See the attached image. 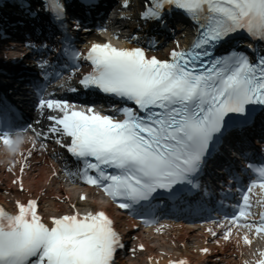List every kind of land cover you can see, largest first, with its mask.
I'll list each match as a JSON object with an SVG mask.
<instances>
[{"label": "snow or ice", "instance_id": "1", "mask_svg": "<svg viewBox=\"0 0 264 264\" xmlns=\"http://www.w3.org/2000/svg\"><path fill=\"white\" fill-rule=\"evenodd\" d=\"M129 5L130 0H122L123 8ZM101 7L100 0H51L34 10L49 14V35L59 30L57 39L64 43L56 47L48 39H25L23 47L29 52L47 49L49 55L68 52L73 96L47 91L41 80L48 76L49 60L37 56L33 63L40 79L29 82L37 119L22 123L18 106L0 97V143L16 151L13 145L32 133V148L46 151L48 141H54L82 161L80 181L103 189L113 203L145 223L150 222L147 213L154 216L185 203L211 214L213 209L202 200L189 199L194 192L207 193L200 177L209 158L221 150L231 130L253 127L258 117L264 132V0H146L141 29H169L175 11L193 24L190 44L181 46L177 40L166 58L152 52L155 41L145 47L140 32L128 37L126 46L92 40L82 49L72 47L74 32L92 31L87 13ZM120 15L130 19L127 12ZM99 31L107 28L101 25ZM241 31L252 41L246 49L234 43ZM0 38L8 37L0 33ZM84 64L90 70L82 71ZM100 94L111 101L107 108L92 98ZM32 155L30 149L19 157L21 173ZM244 167L257 175L236 189L240 200L235 212L209 215L205 222L213 238L222 233L225 241L241 225L246 229L243 241L251 245L253 237L264 238V212L258 217L252 212L249 195L256 186L264 189V165L248 162ZM232 181L240 184L238 173L229 188ZM19 187L24 188L22 181ZM123 247L122 233L103 207L81 210L72 204L66 212L46 215L35 198L17 199L13 211L0 207V264H116L114 257ZM255 264H264V250Z\"/></svg>", "mask_w": 264, "mask_h": 264}, {"label": "bare ground", "instance_id": "2", "mask_svg": "<svg viewBox=\"0 0 264 264\" xmlns=\"http://www.w3.org/2000/svg\"><path fill=\"white\" fill-rule=\"evenodd\" d=\"M40 182H41V179L39 178V179H35L34 180V183L35 184H37V186H39V184H40ZM55 194H58L56 197H58V198H62V197H64V194H62L61 192H60V189H57L56 190V192H55ZM70 198H71V202L72 203H74V202H77L78 203V205H81V206H91V207H93L94 206V204L93 203H91V202H88V201H85V202H78V201H76L77 200V198H76V196H73V195H70ZM47 203L50 205L48 208L49 209H51V210H57L58 209V204H57V202H55L54 200H51V199H47ZM191 234H192V232H190ZM171 237H168L167 239H168V241H171V240H173V241H182V240H184V236H183V233L182 232H173V233H171V235H170ZM156 240L158 241V244H160L159 246H158V248H161L160 246H166V247H171L169 244H167L166 242H164L165 241V239H163L162 237H158V238H156ZM147 245V247H146V249H147V251L148 250H153L154 248L151 246V245H149V244H146ZM157 246V245H156ZM172 248V247H171ZM173 249V248H172ZM143 262V260H142V257L141 256H139L138 257V259L137 260H129L128 261V264H141Z\"/></svg>", "mask_w": 264, "mask_h": 264}, {"label": "clouds", "instance_id": "3", "mask_svg": "<svg viewBox=\"0 0 264 264\" xmlns=\"http://www.w3.org/2000/svg\"><path fill=\"white\" fill-rule=\"evenodd\" d=\"M16 151H19V149L17 148V150Z\"/></svg>", "mask_w": 264, "mask_h": 264}]
</instances>
